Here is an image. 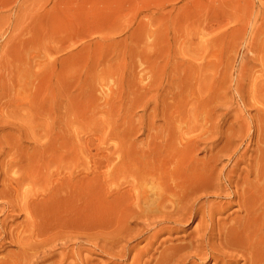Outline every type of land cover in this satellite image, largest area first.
Returning <instances> with one entry per match:
<instances>
[{"label": "rangeland", "instance_id": "1", "mask_svg": "<svg viewBox=\"0 0 264 264\" xmlns=\"http://www.w3.org/2000/svg\"><path fill=\"white\" fill-rule=\"evenodd\" d=\"M262 180L264 0H0V264H264Z\"/></svg>", "mask_w": 264, "mask_h": 264}, {"label": "bare ground", "instance_id": "2", "mask_svg": "<svg viewBox=\"0 0 264 264\" xmlns=\"http://www.w3.org/2000/svg\"><path fill=\"white\" fill-rule=\"evenodd\" d=\"M186 135H187V134H186ZM188 137H189V136H188ZM191 137H192V136H191ZM193 137H194V136H193ZM193 137H192V138H193ZM198 137H199V136H198ZM198 137H197V138H198ZM175 138H176V137H175ZM181 138H182V137H181ZM189 138H190V137H189ZM195 138H196V137H195ZM200 138H201V137H200ZM200 138H199V139H200ZM179 139H180V137H179ZM186 139H187V137H186ZM186 139H185V140H186ZM169 140H170V139H169ZM181 140H182V139H181ZM187 140H188V139H187ZM190 140H191V139H190ZM193 140H194V139H193ZM204 140H205V139H204ZM174 141H175V140H174ZM178 141H180V140H178ZM182 141H183V140H182ZM171 142H172V141H171ZM202 142H203V141H202ZM183 143H185V142H183ZM186 143H187V142H186ZM188 143H189V142H188ZM191 143H192V141H191ZM165 144H166V143H165ZM168 144H169V143H168ZM171 144H172V143H171ZM203 144H204V143H203ZM182 145H183V144H182ZM185 145H186V144H185ZM185 145H184V147H185ZM194 145H195V144H194ZM189 146H190V145H189ZM198 146H199V145H198ZM171 147H172V146H171ZM175 147H176V146H175ZM192 147H193V146H192ZM169 150H170V149H169ZM182 150L185 151L186 149L183 148ZM195 151H196V150H195ZM195 151H194V152H195ZM162 152H163V151H162ZM164 152H165V151H164ZM178 152L180 153V151H178ZM208 152H209V151H208ZM187 153H188V152H187ZM190 153H191V151H190ZM172 154H173V153H172ZM172 154H171V155H172ZM182 154H184V152L181 153V155H182ZM210 154H211V153H210ZM161 155H162V154H161ZM176 155H177V154H176ZM178 155H179V154H178ZM178 155H177V156H178ZM181 155H180V158H182ZM215 155H216V154H215ZM174 156H175V155H174ZM174 156H173V157H174ZM194 156H195V155H194ZM206 156H207V155H206ZM167 157H168V156H167ZM186 158H187V155H186ZM190 158H191V157H190ZM211 158H212V157H211ZM214 158H215V157H214ZM164 159H165V158H164ZM184 159H185V158H184ZM168 160H170V159H168ZM175 160H176V159H175ZM186 160H189V159H186ZM196 160H197V159H196ZM173 161H174V160H173ZM176 161H177V160H176ZM197 161H198V160H197ZM197 161H196V162H197ZM178 162H179V160H178ZM192 162H194V161H192ZM209 162H210V161H209ZM161 163H162V162H161ZM176 163H177V162H176ZM184 163H185V162H183V164H184ZM186 163H187V162H186ZM197 163H198V162H197ZM197 163H196V164H197ZM187 164H188V163H187ZM212 164H213V163H212ZM155 165H156V164H155ZM164 165H165V163H164ZM172 165H174V164H172ZM189 165H190V164H189ZM205 165H206V161H205ZM205 165L202 166V167L204 168ZM235 165H236V163H235ZM260 165H261V164H260ZM148 166H149V165H148ZM167 166H168V165H167ZM169 166H170V165H169ZM180 166H182V165H180ZM144 167H147V166H144ZM156 167H157V166H156ZM160 167H161V166H160ZM170 167H171V166H170ZM175 167H176V166H175ZM184 167H186V166H184ZM200 167H201V166H200ZM221 167H222V166H221ZM127 168H128V167H127ZM173 168H174V167H173ZM176 168H177V167H176ZM176 168H175V169H176ZM197 168H198V167H197ZM197 168H196V170H197ZM205 168H206V167H205ZM146 169H147V168H146ZM164 169H165V168H164ZM164 169H163V170H164ZM179 169H180V168H179ZM181 169H182V168H181ZM192 169H193V168H192ZM212 169H213V168H212ZM124 170H125V169H124ZM140 170H141V169H140ZM150 170H151V169H150ZM157 170H158V169H157ZM215 170H216V169H215ZM134 171H135V170H134ZM155 171H156V170H155ZM164 171H165V170H164ZM180 171H181V170H180ZM204 171H205V170H204ZM170 172H171V171H170ZM178 172H179V171H178ZM185 172L188 173L189 171H186V170L184 169V173H185ZM191 172H192V171H191ZM191 172H190V173H191ZM196 172H197V171H196ZM206 172H207V171H206ZM259 172H260V171H259ZM144 173H145V170H144ZM148 173H150V172L148 171ZM148 173H147V176H148ZM156 173H157V172H156ZM173 173H174V171H173ZM212 173H213V172H212ZM152 174H153V173H152ZM159 174H160V172H159ZM168 174H169V173H168ZM171 174H172V173H171ZM171 174H170V175H171ZM179 174H180V173H179ZM182 174H183V173H182ZM191 174H192V173H191ZM191 174H190V175H191ZM204 174H205V172H204ZM247 174H248V173H247ZM247 174H246V175H247ZM254 174H255V173H254ZM30 175H31V174H30ZM140 175H141V174H140ZM140 175H139V176H140ZM145 175H146V174H145ZM157 175H158V174H157ZM170 175H169V177H170ZM175 175H176V173H175ZM208 175H210V174H208ZM142 176H144V175H142ZM150 176H151V174H150ZM155 176H156V175H155ZM199 176H200V175H199ZM218 176H219V175H218ZM244 176H245V175H244ZM29 177H30V176H29ZM45 177H46V176H45ZM151 177H152V176H151ZM153 177H154V175H153ZM161 177H162V176H161ZM161 177L158 176V178H161ZM169 177H168V178H169ZM173 177H174V176H173ZM178 177H180L179 180H178L177 176H176L177 180L172 178L173 183L170 182V184H166V183L164 184V183L158 182L159 180H157V179H154V181H153V180L150 181V183H153V184H154V185H149V188H151L150 186L154 187V188H153V189H154V190H153V195H154V194H155V195L153 196L152 193H151V196H153L154 198H155V196H156V199H153V201L155 200V202H154V205H155V206L152 205V204H153V203H152L153 201L150 202L151 204H148L149 202L146 204L147 201H144V204H146V206H148V205H149V206L152 205L153 208H155V210H156V208H157L158 211L161 210V212H162V211H166V212H167V211L169 210V213H170V214H171V212H172V213H173V212H176L175 214H177V212H178L177 210H180V214H179V215H181V218H180V219H182V220L190 219L191 216L197 217V214H198V212H199V211H198L199 208L196 209L195 206H194L193 208H187V206H186V209H178L179 207L182 208V207L180 206V204L178 205V203L181 202V198L183 197V196L181 197L180 195H184V193H185V192L187 191V189H188L187 183H188L189 181H192V179H190L189 177H187L185 174H184V175H178ZM129 178H130V176H129ZM134 178H137V177H134ZM139 178H140V177H139ZM144 178H146V177L144 176ZM144 178H143V179L141 178V179L144 181V180H145ZM155 178H156V177H155ZM163 178H164V177H163ZM165 178H166V177H165ZM165 178H164V179H165ZM181 178H182V179H181ZM192 178H193V175H192ZM195 178H196V177H195ZM219 178H220V177H219ZM227 178H228V177H227ZM255 178H256V177H255ZM29 179H30V178H29ZM151 179H153V178H151ZM164 179H162V180H164ZM170 179H171V177H170ZM203 179H204V178H202V180H203ZM206 179H207V178H206ZM238 179H239V178H238ZM134 180H135V179H134ZM155 180H157V182H155ZM165 180H166V179H165ZM200 180H201V179H200ZM235 180H237V179H235ZM11 181H12V180H11ZM131 181H132V180H131ZM138 181H139V180H138ZM148 181H149V180H148ZM203 181H204V180H203ZM205 181H206V180H205ZM212 181H213V180H212ZM237 181H238V180H237ZM262 181H264V180H262ZM135 182H137V181H135ZM139 182H140V181H139ZM141 182H142V181H141ZM141 182H140V184H142ZM167 182H168V181H167ZM196 182L199 183L198 180H196ZM200 182H201V181H200ZM206 182H207V181H206ZM213 182H214V181H213ZM219 182H220V181H219ZM238 182H239V181H238ZM243 182H244V181H243ZM252 182H253V181H252ZM145 183H147V182L145 181ZM194 183H195V182H194ZM194 183H192L193 186H195ZM210 183H211V182H210ZM220 183H221V182H220ZM255 183H256V182H255ZM260 183H261V182H260ZM118 184H119V183H118ZM127 184H128V182H127ZM129 184H130V183H129ZM136 184H137V183H136ZM148 184H149V183H148ZM143 185L145 186L144 183H143ZM188 185H190V184H188ZM214 185H215V184H214ZM226 185H227V184H226ZM237 185H238V184H237ZM259 185H260V184H259ZM134 186H135V185H134ZM144 186H141V187H144ZM197 186H199V185H197ZM222 186H223V185H222ZM243 186H244V183H243ZM141 187H140V188H141ZM147 187H148V185H147ZM147 187H146V188H147ZM191 187H192V186H191ZM202 187H203V186H202ZM202 187H201V188H202ZM211 187H212V186H211ZM223 187H224V186H223ZM244 187H245V186H244ZM244 187H243V188H244ZM17 188H18V187H17ZM55 188H56V187H55ZM115 188H116V187H115ZM118 188H119V187H118ZM127 188H128V187H127ZM138 188H139V187H138ZM138 188H135V189H138ZM146 188H144V189L142 190V192H141V190H140V192H141V197L143 196V198L146 197V196H148V195H149V192L151 191V190L148 191V190H147L148 188H147V189H146ZM189 188H190V186H189ZM201 188H200V189H201ZM204 188L207 189V186L204 187ZM209 188H210V187H209ZM218 188H219V186H218ZM243 188H242V189H243ZM250 188H251V187H250ZM258 188H259V187H258ZM9 189H10V188H9ZM15 189H16V188H15ZM116 189H117V188H116ZM131 189H133V186H132ZM151 189H152V188H151ZM195 189H196V188H195ZM195 189H194V190H195ZM211 189H212V188H211ZM247 189H248V188H247ZM114 190H115V189H114ZM119 190H120V188H119ZM138 190H139V189H138ZM138 190H136V191H138ZM189 190H190V189H189ZM189 190H188V191H189ZM208 190H209V189H208ZM254 190H255V189H254ZM129 191H130V190H129ZM196 191H197V190H196ZM215 191H216V190H215ZM248 191H249V190H248ZM251 191H252V190H251ZM47 192H48V191H47ZM120 192H121V191H120ZM134 192H135V191H134ZM138 192H139V191H138ZM140 192H139V194H140ZM207 192H208V191H207ZM122 193H123V192H122ZM126 193H127V191H126ZM130 193H131V191H130ZM132 193H133V192H132ZM132 193H131V194H132ZM191 193H194V191H192V192L190 191V194H189L190 196H192ZM201 193H202V192H201ZM213 193H214V192H213ZM248 193H250V192H248ZM260 193H261V192H260ZM123 194H124V193H123ZM134 194H135V193H134ZM136 194H137V193H136ZM187 194H188V193H187ZM226 194H227V193H226ZM241 194H242V193H241ZM244 194H245V193H244ZM258 194H259V192H258ZM262 194H264V193H262ZM189 195H187V196H189ZM203 195H204V194H203ZM223 195H224V194H223ZM252 195H253V194H252ZM130 196H131V195H130ZM137 196H139V195H137ZM151 196H150V199L153 198V197H151ZM215 196H216V195H215ZM233 196H234V195H233ZM243 196H244V195H243ZM260 196H261V195H260ZM48 197H49V196H48ZM92 197H93V196H92ZM131 197H132V196H131ZM239 197H240V195H239ZM245 197H246V196H245ZM254 197H257V196H254ZM261 197H262V196H261ZM132 198H133V197H132ZM135 198H136V195H135ZM146 198H147V197H146ZM148 198H149V197H148ZM183 198H184V197H183ZM203 198H204V197H203ZM250 198H251V197H250ZM24 199H25V198H24ZM24 199H23V200H24ZM89 199H90V198H89ZM112 199H113V198H112ZM139 199H140V196H139ZM139 199H138V200H139ZM144 199H145V198H144ZM187 199H188V198L186 197V201H187ZM206 199H207V198H206ZM122 200H123V199H122ZM129 200H130V199H129ZM138 200H137L136 203L139 204V202L142 201V198H141V201L139 200V202H138ZM145 200H146V199H145ZM239 200H241V199H239ZM246 200H247V199H246ZM260 200H261V198H260ZM44 201H45V200H44ZM61 201H62V199H61ZM87 201H88V200H87ZM90 201H91V200H90ZM134 201H136V199H135ZM148 201H149V199H148ZM258 201H259V200H258ZM258 201H257V202H258ZM30 202H31V201H30ZM32 202H33V201H32ZM191 202H193V201L191 200ZM197 202H198V201H197ZM211 202H213V201H211ZM225 202H226V201H225ZM188 203H189V202H188ZM229 203H230V202H229ZM255 203H256V202H255ZM47 204H48V203H47ZM129 204H131V203H129ZM138 204H136V205L138 206ZM184 204L186 205V203H183V205H184ZM209 204H210V203H209ZM227 204H228V203H227ZM22 205H23V204H22ZM136 205H135V206H136ZM142 205H143V202H142ZM142 205H140V206H142ZM188 205H189V204H188ZM191 205H192V204H191ZM215 205H216V204H215ZM221 205H223V204H221ZM249 205H250V204H249ZM249 205H248V206H249ZM252 205H253V204H252ZM84 206H85V205H84ZM115 206H116V205H115ZM125 206L127 207V205H125ZM135 206H134V207H135ZM140 206H138V207H140ZM178 206H179V207H178ZM205 206H206V205H205ZM223 206H225V205H223ZM238 206H239V205H238ZM248 206H247V207H248ZM132 207H133V205H132ZM183 207H184V206H183ZM189 207H190V206H189ZM191 207H192V206H191ZM196 207H197V206H196ZM211 207H213V206H211ZM219 207H220V206H219ZM242 207H243V206H242ZM256 207H257V206H256ZM151 208H152V207H151ZM153 208H152V209H153ZM201 208H202V207H201ZM237 208H238V207H237ZM237 208H236V209H237ZM254 208H255V207H254ZM118 209H119V208H118ZM136 209H137V208H136ZM138 209H139V208H138ZM148 209H149V208H148ZM148 209H147V210H148ZM152 209H151V210H152ZM216 209H217V208H216ZM216 209H215V211H216ZM250 209H252V207H251ZM121 210H122V209H121ZM124 210H125V209H124ZM131 210H132V208H131ZM141 210H143V209L141 208ZM205 210H206V209H205ZM219 210H220V208H219ZM221 210H222V209H221ZM223 210H224V208H223ZM245 210H246V209H245ZM115 211H116V210H115ZM143 211H144V210H143ZM149 211H150V209H149ZM153 211H154V209H153ZM212 211H214V210H212ZM235 211H236V210H235ZM248 211H249V210H248ZM251 211H252V210H251ZM56 212H57V211H56ZM132 212H133V211H132ZM151 212H152V211H151ZM155 212H156V211H155ZM166 212H164V214H165ZM200 212H201V211H200ZM208 212H209V211H208ZM210 212H211V211H210ZM219 212H221V211H219ZM246 212H247V211H246ZM249 212H250V211H249ZM116 213H117V212H116ZM126 213H127V212H126ZM144 213H146V212H144ZM147 213H148V212H147ZM149 213H150V212H149ZM169 213H168V215H169ZM178 213H179V212H178ZM202 213H203V212H202ZM205 213H206V212H205ZM232 213H233V212H232ZM236 213H237V212H236ZM255 213H256V212H255ZM258 213H260V212H258ZM262 213H264V212H262ZM28 214H29V213H28ZM30 214H31V213H30ZM118 214H119V213H118ZM131 214H133V213H131ZM138 214H139V213H138ZM140 214H141V213H140ZM142 214H143V213H142ZM161 214H162V213H161ZM175 214H174L173 216H175ZM239 214H240V213H239ZM247 214H248V213H247ZM60 215H61V214H60ZM119 215H120V214H119ZM144 215H145V214H144ZM146 215H147V214H146ZM158 215H159V214H158ZM179 215H178V216H179ZM207 215H209V214H207ZM218 215H219V214H218ZM237 215H238V214H237ZM245 215H246V214H245ZM254 215H255V214H254ZM45 216H46V215H45ZM121 216H122V214H121ZM124 216H127V215L124 214ZM132 216H133V215H132ZM154 216H155V215H154ZM171 216H172V214H171ZM173 216H172V217H173ZM178 216H177V219L180 217V216H179V217H178ZM200 216H201V215H200ZM200 216H199V217H200ZM211 216H212V215H211ZM216 216H217V215H216ZM224 216H225V215H224ZM249 216H250V215H249ZM114 217H115V216H114ZM144 217H146V216H144ZM148 217H149V216H148ZM167 217H168V216H167ZM167 217H166V219H167ZM172 217H170V218H172ZM185 217H186V218H185ZM208 217H209V216H208ZM220 217H221V216H220ZM231 217H232V216H231ZM241 217H242V216H241ZM247 217H248V216H247ZM252 217H253V215H252ZM262 217H264V216H262ZM50 218H51V216H50ZM140 218H141V217H140ZM140 218H139V219H140ZM184 218H185V219H184ZM197 218H198V217H197ZM40 219H41V218H40ZM48 219H49V218H48ZM78 219H79V218H78ZM120 219H121V218H120ZM146 219H147V218H146ZM146 219H145V220H146ZM172 219H173V218H172ZM209 219L212 220V218H210V217H209ZM215 219H216V218H215ZM227 219H228V218H227ZM229 219H230V218H229ZM245 219H246V218H245ZM250 219H251V218H250ZM31 220H32V219H31ZM44 220H45V218H44ZM46 220H47V219H46ZM123 220H124V219H123ZM126 220H127V219H126ZM129 220H130V219H129ZM134 220H135V219H134ZM136 220H137V219H136ZM153 220H154V218H153ZM159 220H160V219H159ZM173 220H176V219H173ZM199 220H202V219H199ZM47 221H48V220H47ZM53 221H54V220H53ZM177 221H178V220H177ZM189 221H190V220H189ZM202 221H203V220H202ZM202 221H201V222H202ZM217 221H218V220H217ZM220 221H222V220H220ZM234 221H235V220H234ZM236 221H237V220H236ZM249 221H250V220H249ZM253 221H256V220H253ZM29 222H30V221H29ZM34 222H36V221L34 220ZM136 222H137V221H136ZM147 222H149V221H147ZM174 222H175V221H174ZM180 222H181V221H180ZM237 222H238V221H237ZM245 222H246V221H245ZM124 223H125V222H124ZM126 223H127V221H126ZM159 223H160V222H159ZM182 223H183V222H182ZM229 223H230V222H229ZM35 224H36V223H35ZM200 224H201V223H200ZM232 224H233V223H232ZM246 224H247V223H246ZM130 225H131V223H130ZM161 225H162V224H161ZM178 225H179V224H178ZM194 225H195V224H194ZM198 225H199V223H198ZM202 225H203V224H202ZM217 225H219V224H217ZM226 225H227V224H226ZM237 225H239V224H237ZM240 225H241V224H240ZM35 226H36V225H35ZM141 226H143V225L141 224ZM150 226H151V225H150ZM170 226H171V225H170ZM175 226H176V225H175ZM185 226H186V225H185ZM205 226H206V225H205ZM222 226H223V225H222ZM255 226H256V225H255ZM255 226H254V229H256ZM261 226H262V225H261ZM32 227H33V226H32ZM36 227H39V226H36ZM36 227H35V228H36ZM60 227H61V226H60ZM126 227H127V225H126ZM128 227H129V226H128ZM128 227H127V230H128V231H129V230L131 231V229H128ZM132 227H133V226H132ZM135 227H136V226H135ZM137 227H138V226H137ZM137 227H136V229H137ZM153 227H154V226H153ZM171 227H172V226H171ZM177 227H178V226H177ZM196 227L198 228L199 226L196 225ZM213 227H214V226H213ZM220 227H221V226H220ZM232 227H233V226H231V228H232ZM237 227H238V226H237ZM240 227H241V226H240ZM250 227H251V226H250ZM258 227H259V225H258ZM48 228H49V227H48ZM54 228H55V227H54ZM129 228H130V227H129ZM139 228H140V227H139ZM142 228H143V227H142ZM146 228H148V227H146ZM165 228H166V227H164V230H165ZM168 228H170V227L168 226ZM168 228H166V229H168ZM197 228H196V229H197ZM199 228H200V227H199ZM248 228H249V227H248ZM37 229H38V228H37ZM49 229H50V228H49ZM144 229H145V228H144ZM149 229H150V227H149ZM152 229H153V228H152ZM154 229H155V228H154ZM174 229H175V228H174ZM174 229H172V230H174ZM192 229H193V228H192ZM202 229H203V228H202ZM232 229H233V228H232ZM235 229H236V228H235ZM238 229H239V228H238ZM242 229H243V228H242ZM244 229H245V227H244ZM32 230H33V229H32ZM44 230H45V229H44ZM58 230H60V229H58ZM61 230H62V228H61ZM122 230H123V229H122ZM161 230H163V229H161ZM164 230H163V231H164ZM198 230H199V229H198ZM219 230H220V229H219ZM229 230H230V229H229ZM246 230H247V229H246ZM260 230H261V229H260ZM33 231H35V229H34ZM33 231H32V232H33ZM45 231H47V230H45ZM45 231H44V232H45ZM128 231H127V232H128ZM159 231H160V230H159ZM190 231H191V230H190ZM192 231H193V230H192ZM208 231H209V230H208ZM210 231H211V230H210ZM222 231H223V230H222ZM225 231H226V230H225ZM52 232H53V231H51V233H52ZM55 232H56V231H55ZM55 232H54V233H55ZM61 232H62V231H61ZM61 232H59V233L61 234ZM124 232H125V231H124ZM143 232H144V230H143ZM166 232H167V230H166ZM170 232H171V231H170ZM170 232H169V233H170ZM188 232H189V231H188ZM198 232H199V231H198ZM200 232H201V231H200ZM213 232H214V231H213ZM217 232H218V231H217ZM234 232H235V231H234ZM257 232H258V231H257ZM26 233H27V232H26ZM35 233H36V232H35ZM54 233H53V234H54ZM57 233H58V231H57ZM59 233H58V235L60 236ZM141 233H142V232H141ZM158 233H159V232H158ZM180 233H181V232H180ZM185 233H186V232H185ZM205 233H206V232H205ZM223 233H224V232H223ZM228 233H229V232H228ZM250 233H251V232H250ZM33 234H34V233H33ZM36 234H37V233H36ZM40 234H41V233H40ZM150 234H152V233H150ZM156 234H157V233H156ZM190 234H191V233H190ZM195 234H196V233H195ZM208 234H211V233H208ZM255 234H256V233H255ZM259 234H260V233H259ZM26 235H27V234H26ZM125 235H126V234H125ZM128 235H130V234H128ZM128 235H127V236H128ZM134 235H135V234H134ZM143 235H144V234H143ZM178 235H179V234H178ZM181 235H182V233H181ZM242 235H243V234H242ZM244 235H245V234H244ZM256 235H257V234H256ZM41 236H42V234H41ZM50 236H51V238H53L52 235H50ZM54 236H57V234L54 235ZM117 236H119V235H117ZM132 236H133V235H132ZM167 236H169V235H167ZM183 236H184V235H183ZM186 236H187V234H186ZM206 236H207V235H206ZM210 236H212V234H211ZM210 236H209V237H210ZM217 236H218V234H217ZM230 236H231V235H230ZM230 236H229V237H230ZM234 236H235V235H234ZM236 236H238V235L236 234ZM259 236H260V235H258V238H260V240H261V237H259ZM42 237H43V236H42ZM42 237H41V238H42ZM61 237H62V235H61ZM149 237H151V236H149ZM170 237H171V236H170ZM200 237H201V236H200ZM244 237H245V236H244ZM247 237H248V236H247ZM247 237H246V238H247ZM251 237H252V236H251ZM39 238H40V237H39ZM44 238H45V236H44ZM139 238H140V237H139ZM160 238H161V237H160ZM163 238H164V237H163ZM174 238H175V237H174ZM178 238H179V237H178ZM194 238H195V237H194ZM202 238H203V237H202ZM253 238H254V237H253ZM262 238H264V237H262ZM21 239H22V238H21ZM21 239H20V240H21ZM29 239H30V238H29ZM29 239H28V240H29ZM34 239H35V238H34ZM37 239H38V238H36V241H37ZM112 239H113V238H112ZM151 239H152V238H151ZM168 239H169V238H168ZM186 239H188V238H186ZM192 239H193V238H192ZM195 239H196V238H195ZM197 239H198V238H197ZM210 239H211V238H210ZM214 239H216V238H214ZM221 239H222V237H221ZM223 239H224V238H223ZM230 239H231V237H230ZM240 239H241V238H240ZM242 239H243V238H242ZM255 239H256V238H255ZM44 240H45V239H44ZM58 240H59V238H58ZM127 240H128V239H127ZM137 240H138V239H137ZM148 240H149V239H148ZM153 240H154V239H153ZM161 240H162V239H160V241H161ZM166 240H167V239H166ZM181 240H182V239H181ZM189 240H190V239H189ZM200 240H201V239H200ZM205 240H206V239H205ZM217 240H218V239H217ZM248 240H249V239H248ZM253 240H254V239H253ZM260 240H259V241H260ZM40 241H41V239H40ZM40 241H38V243H39ZM46 241H48V239H47ZM50 241H51V239H50ZM146 241H147V239H146ZM168 241L171 242V240H168ZM172 241H173V240H172ZM174 241H175V240H174ZM179 241H180V240H179ZM182 241H183V240H182ZM191 241H192V240H191ZM219 241H220V237H219ZM229 241H230V240H229ZM244 241H245V240H244ZM249 241H250V240H249ZM257 241H258V240H257ZM259 241H258V242H259ZM262 241H264V240H262ZM21 242H22V241H21ZM21 242H20V243H21ZM158 242H159V240H158ZM176 242H177V241H176ZM180 242H181V241H180ZM186 242H187V241H186ZM186 242H185V243H186ZM188 242H189V241H188ZM198 242H199V241H198ZM225 242H226V241H225ZM231 242H232V241H231ZM251 242H252V241H251ZM254 242L256 243V241H254ZM254 242H253V244H254ZM47 243H48V242H47ZM54 243H55V242H54ZM54 243H53V244H54ZM112 243H113V242H112ZM146 243H147V242H146ZM150 243H151V242H150ZM160 243H161V242H160ZM163 243H164V242H163ZM171 243H172V242H171ZM189 243H191V242H189ZM193 243H194V242H193ZM193 243H192V244H193ZM210 243H211V242H210ZM217 243H219V242L217 241ZM220 243L222 244L221 241H220ZM237 243H238V242H237ZM240 243H241V242H240ZM247 243H248V242H247ZM259 243H261V242H259ZM40 244H42V243H40ZM175 244H176V247H177L178 244H177V243H175ZM175 244H173V245H175ZM186 244H187V243H186ZM198 244H199V243H197V245H198ZM206 244H207V243H206ZM249 244H250V242H249ZM261 244H264V242H262ZM261 244H260V245H261ZM29 245H30V244H29ZM29 245H28V246H29ZM42 245H43V244H42ZM48 245H49V244H48ZM134 245H135V244H134ZM158 245H159V243H158ZM189 245H190V244H189ZM197 245H196V246H197ZM208 245H209V244H208ZM208 245H207V246H208ZM222 245H223V244H222ZM225 245L227 246L226 243H225ZM260 245H258V247H259ZM37 246H38V245H37ZM219 246H220V245H219ZM231 246H232V245H231ZM242 246H243V245H242ZM245 246H246V245H245ZM253 246H254V245H253ZM261 246H262V245H261ZM24 247H25V246H24ZM129 247H130V246H129ZM171 247H172V246H171ZM171 247H170V248H171ZM181 247H183V246H181ZM189 247H190V246H189ZM194 247H195V246H194ZM194 247H193V249H195ZM221 247H222V246H221ZM227 247H228V246H227ZM229 247H230V245H229ZM229 247H228V248H229ZM233 247H234V246H233ZM249 247H250V246H249ZM256 247H257V246H256ZM32 248H34V246H33ZM46 248H47V247H46ZM153 248H154V247H153ZM161 248H162V247H161ZM167 248H168V247H167ZM207 248H208V247H207ZM214 248H215V246H214ZM228 248H226V249H228ZM237 248H238V247H237ZM131 249H132V248H131ZM136 249H137V248H136ZM165 249H166V248H165ZM187 249H188V247H187ZM190 249H191V247H190ZM197 249H198V247H197ZM211 249H213V248H211ZM224 249H225V248H224ZM226 249H225V250H226ZM235 249H236V248H235ZM248 249H251V248H248ZM253 249H254V247H253ZM253 249H252V250H253ZM259 249H260V247L257 248V250H259ZM29 250H30V249H29ZM29 250H28V251H29ZM35 250H36V249H35ZM39 250H41V249L39 248ZM39 250H38V248H37V251H39ZM123 250H124V249H123ZM125 250H126V249H125ZM128 250L130 251V248H129ZM158 250H159V249H158ZM171 250H172V249H171ZM178 250H179V249H178ZM199 250H200V249H199ZM199 250H198V251H199ZM201 250H202V249H201ZM205 250H206V249H205ZM229 250H231V248H230ZM238 250H239V249H238ZM262 250H264V249H262ZM53 251H54V250H53ZM55 251H56V250H55ZM132 251H133V249H132ZM154 251H155V250H154ZM163 251H164V250H163ZM166 251H167V249H166ZM180 251H181V250H180ZM186 251H187V250H186ZM186 251H185V252H186ZM195 251H197V250H195ZM208 251H209V250H208ZM212 251H213V250H212ZM236 251H237V250H236ZM236 251H234V252H236ZM243 251H244V250H243ZM245 251H246V250H245ZM34 252H35V251H34ZM122 252H123V251H122ZM124 252H125V251H124ZM145 252H146V251H145ZM169 252H170V251H169ZM173 252H174V251H173ZM173 252H171V253H173ZM221 252H224V250H221ZM225 252H226V251H225ZM237 252H238V251H237ZM248 252L250 253V254H248V255H253V253H254V251L252 252L251 250H250V251L248 250ZM260 252H261V251H260ZM260 252L258 251V254H259ZM32 253H33V252H32ZM127 253H128V252H127ZM142 253H143V252H142ZM148 253H149V252H148ZM152 253H153V252H152ZM183 253H184V251H183ZM186 253H187V252H186ZM206 253H207V252H206ZM206 253H205V254H200V256H201V255L204 256V255H206ZM213 253H214V252H213ZM226 253H227V252H226ZM230 253H231V252H230ZM44 254H45V253H44ZM47 254H51V253H47ZM47 254H46V256H47ZM150 254H151V252H150ZM157 254H158V253H157ZM165 254H166V253H165ZM175 254H176V252H175ZM192 254H193V253H192ZM198 254H199V252H198ZM208 254H209V253H208ZM221 254H222V253H221ZM236 254H237V253H236ZM238 254H239V253H238ZM238 254H237V255H238ZM258 254H257V259H258ZM143 255H144V254H143ZM146 255H148V254H146ZM161 255H162V254H161ZM177 255H178V254H177ZM185 255H186V254H185ZM185 255H184V257L187 258V256H185ZM188 255H189V253H188ZM212 255L215 256L214 254H212ZM223 255H224V254H223ZM229 255H230V254H229ZM237 255H235L236 258H237ZM246 255H247V254H246ZM248 255H247V256H248ZM254 255H255V254H254ZM254 255H253V257H254ZM43 256H44V255H43ZM154 256H155V255H154ZM170 256H171V255H170ZM172 256H173V255H172ZM213 256H212V257H213ZM220 256H221V255H220ZM230 256H231V255H230ZM239 256H242V255H239ZM255 256H256V255H255ZM259 256H260V255H259ZM262 256H264V253H262ZM262 256H261V257H262ZM53 257H54V256H53ZM140 257H141V256H140ZM144 257H145V256H144ZM144 257H143V258H144ZM155 257H156V256H155ZM168 257H169V256H168ZM173 257H174V256H173ZM177 257H179V256H177ZM181 257H182V256H181ZM197 257H198V256H197ZM206 257H207V256H206ZM218 257H219V256H217V260L219 259ZM231 257H232V256H231ZM32 258H33V257H32ZM48 258H49V257H48ZM131 258H132V257H131ZM138 258H139V257H138ZM182 258H183V257H182ZM215 258H216V256L214 257V259H215ZM229 258H230V257H229ZM236 258H235V260H236ZM240 258H241V257H240ZM246 258H247V257H246ZM250 258H251V260L253 259L251 256H250ZM254 258H256V257H254ZM49 259H50V258H49ZM161 259H162V256H161ZM161 259H160V261H161ZM171 259H172V258H171ZM200 259H201V258H200ZM204 259H206V258H204ZM211 259H212V258H211ZM214 259H213V260H214ZM135 260H136V259H135ZM139 260H140V259H139ZM141 260H142V259H141ZM157 260H159V259H157ZM157 260H156V261H157ZM166 260H167V259H166ZM190 260H191V259H190ZM217 260H216V263H217ZM220 260H222V258H221ZM224 260H225V259L222 260V263H223V264H233V262H234V260H229L228 262H226V261H224ZM145 261H146V260H145ZM148 261H149V260H148ZM163 261H164V260H163ZM167 261H168V260H167ZM181 261H182V260H181ZM223 261H224V262H223ZM244 261H245V260H244ZM254 261H255V263H257L256 259H254ZM259 261H261V260H259ZM262 261H264V259H262ZM262 261H261V262H262ZM133 262H134V261H133ZM135 262H136V261H135ZM171 262H172V261H171ZM173 262H175V261H173ZM190 262H192V261H190ZM197 262H198V261H197ZM242 262H243V261H242ZM245 262H247V260H246ZM250 262H251V263H250ZM250 262H247V264H248V263L252 264L253 261H250ZM261 262H260V263H261ZM1 263H2V262H1ZM46 263H47V261H46ZM159 263H160V262H159ZM181 263H182V262H181ZM192 263H193V262H192ZM213 263H214V262H213ZM234 263H235V262H234ZM255 263H254V264H255ZM131 264H133V263H131ZM140 264H141V263H140ZM142 264H143V262H142ZM144 264H146V263H144ZM150 264H151V263H150ZM167 264H168V263H167ZM171 264H172V263H171ZM182 264H183V263H182ZM185 264H186V263H185ZM195 264H196V263H195ZM199 264H200V263H199ZM235 264H236V263H235ZM258 264H259V263H258Z\"/></svg>", "mask_w": 264, "mask_h": 264}]
</instances>
